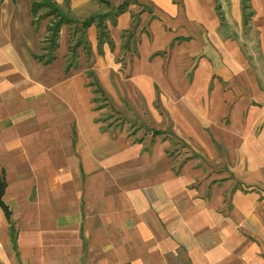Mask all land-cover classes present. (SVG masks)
Listing matches in <instances>:
<instances>
[{
	"label": "crops",
	"instance_id": "0c3cea01",
	"mask_svg": "<svg viewBox=\"0 0 264 264\" xmlns=\"http://www.w3.org/2000/svg\"><path fill=\"white\" fill-rule=\"evenodd\" d=\"M53 1L51 49L0 0V264H264V0ZM92 77L160 133L102 127Z\"/></svg>",
	"mask_w": 264,
	"mask_h": 264
},
{
	"label": "rangeland",
	"instance_id": "374dc122",
	"mask_svg": "<svg viewBox=\"0 0 264 264\" xmlns=\"http://www.w3.org/2000/svg\"><path fill=\"white\" fill-rule=\"evenodd\" d=\"M40 11L43 12L45 9H41ZM82 36L83 35L79 33L78 38L81 39ZM46 45L49 47L50 43H46ZM89 81L94 85V108L98 114V120L102 127L113 129L124 128L134 141L150 138L149 133L154 131L155 125L149 118V114L146 110L142 112V108L138 106L135 107L128 104L122 105V102L125 100L118 99V96L114 98V95H107V93L100 88L94 77L90 78ZM176 143V147L169 153V155L173 158L178 157V162L181 165L183 160L192 156V151L189 150L187 144L183 140L179 139ZM186 178V175H181L180 177L181 181Z\"/></svg>",
	"mask_w": 264,
	"mask_h": 264
},
{
	"label": "trees",
	"instance_id": "16d2710c",
	"mask_svg": "<svg viewBox=\"0 0 264 264\" xmlns=\"http://www.w3.org/2000/svg\"><path fill=\"white\" fill-rule=\"evenodd\" d=\"M101 2H104L108 4V1L106 0H99ZM125 7V3L119 4L116 8L117 12H121ZM41 9H45V11L41 12ZM31 11H32V23L35 25L37 24L42 18L50 16V22L47 25L48 30V36L46 37V40L50 43L51 49H53L56 46V40L58 37V32L60 30V26L64 23H72L73 20L71 17L68 16L64 11H62L53 0H31ZM98 17V21L96 23V26L99 28V38L106 37V33L103 30V18L105 17V14H99L91 16L84 21L81 22V25L79 27V30H82L92 24L95 21V18ZM77 46V43L71 46V50H74V48ZM53 56H50L46 59L38 56L39 59L44 60L45 62H48L52 59ZM160 133V131H153V134ZM6 188V179H5V173L2 168H0V207L3 209L4 213L7 217H9V211L8 207L3 201V194L4 190Z\"/></svg>",
	"mask_w": 264,
	"mask_h": 264
}]
</instances>
